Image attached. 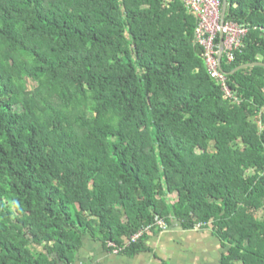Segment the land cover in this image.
I'll return each instance as SVG.
<instances>
[{
    "label": "trees",
    "instance_id": "16d2710c",
    "mask_svg": "<svg viewBox=\"0 0 264 264\" xmlns=\"http://www.w3.org/2000/svg\"><path fill=\"white\" fill-rule=\"evenodd\" d=\"M225 22L249 30L231 96L181 0H0V264L134 257L157 220L264 264V67L232 73L264 63V0Z\"/></svg>",
    "mask_w": 264,
    "mask_h": 264
},
{
    "label": "crops",
    "instance_id": "0c3cea01",
    "mask_svg": "<svg viewBox=\"0 0 264 264\" xmlns=\"http://www.w3.org/2000/svg\"><path fill=\"white\" fill-rule=\"evenodd\" d=\"M146 245L150 251L129 257L85 238L76 264H221L225 253L212 229L186 231L177 224L150 235Z\"/></svg>",
    "mask_w": 264,
    "mask_h": 264
},
{
    "label": "built area",
    "instance_id": "2783aa9c",
    "mask_svg": "<svg viewBox=\"0 0 264 264\" xmlns=\"http://www.w3.org/2000/svg\"><path fill=\"white\" fill-rule=\"evenodd\" d=\"M186 9L194 14L198 20V26L195 32V43L203 48L206 65H208L212 76L221 81L223 89L227 96L232 92L227 85V73L222 70L221 54L222 43L218 41L220 36L224 35L223 55L229 62L234 61L235 53L243 47V40L247 36L248 28L244 25L233 22L223 21V3L222 0H181ZM222 55V56H223ZM156 226L163 232L167 230V225L162 220L156 221ZM140 231L131 238L130 244L140 240L145 231ZM111 247L114 245L109 244ZM121 248L115 249L118 253Z\"/></svg>",
    "mask_w": 264,
    "mask_h": 264
},
{
    "label": "water",
    "instance_id": "95a60500",
    "mask_svg": "<svg viewBox=\"0 0 264 264\" xmlns=\"http://www.w3.org/2000/svg\"><path fill=\"white\" fill-rule=\"evenodd\" d=\"M227 1L228 0H223V21L222 23L224 24L225 21V16H226V11H227ZM221 43H222V54H221V62H222V55H223V50H224V35H221ZM254 66H260V67H264V63L263 62H258V63H254V64H247V65H242L238 68H236L232 73H235L237 71H240L244 68H249V67H254Z\"/></svg>",
    "mask_w": 264,
    "mask_h": 264
},
{
    "label": "rangeland",
    "instance_id": "374dc122",
    "mask_svg": "<svg viewBox=\"0 0 264 264\" xmlns=\"http://www.w3.org/2000/svg\"><path fill=\"white\" fill-rule=\"evenodd\" d=\"M261 216H262V212H259V213H258V217H261Z\"/></svg>",
    "mask_w": 264,
    "mask_h": 264
}]
</instances>
